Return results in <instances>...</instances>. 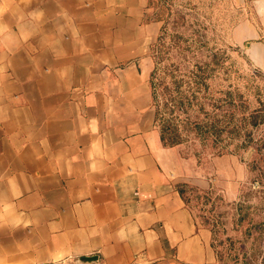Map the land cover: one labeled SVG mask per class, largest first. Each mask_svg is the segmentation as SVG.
I'll list each match as a JSON object with an SVG mask.
<instances>
[{"label": "crops", "instance_id": "0c3cea01", "mask_svg": "<svg viewBox=\"0 0 264 264\" xmlns=\"http://www.w3.org/2000/svg\"><path fill=\"white\" fill-rule=\"evenodd\" d=\"M231 1L264 73V0ZM148 2L0 0V264H217L176 187L209 184L155 125Z\"/></svg>", "mask_w": 264, "mask_h": 264}, {"label": "rangeland", "instance_id": "374dc122", "mask_svg": "<svg viewBox=\"0 0 264 264\" xmlns=\"http://www.w3.org/2000/svg\"><path fill=\"white\" fill-rule=\"evenodd\" d=\"M244 18L231 0H149L145 16L157 27L148 50L158 91L154 108L162 109V89L171 74L188 75L208 65L205 85L188 91L174 115L205 128L231 119L223 144L191 132L177 145L181 156L195 163L203 185L209 184L176 187L211 230L217 264H264V73L230 37ZM162 114L168 116L166 110Z\"/></svg>", "mask_w": 264, "mask_h": 264}, {"label": "trees", "instance_id": "16d2710c", "mask_svg": "<svg viewBox=\"0 0 264 264\" xmlns=\"http://www.w3.org/2000/svg\"><path fill=\"white\" fill-rule=\"evenodd\" d=\"M210 72L208 65L206 67L197 66L194 70L190 71L183 76L170 75V85L164 87L162 91L166 93V97L162 99V109L156 110L154 103L158 99L157 87L154 83L155 70L151 71L149 78V89L151 95V104L155 110V125L158 124L160 140L165 147H175L187 141V138L191 132L197 133V136H202L203 132L207 136H212L213 144H221L224 142L222 135L225 133H231L230 129H226V126L231 127V119L227 118L221 127H217V120L209 123L208 126H204L202 122L191 121L188 118L181 119L176 117L175 111L177 110L180 100L184 98V95L189 92H199L201 86L205 85L207 76L203 73ZM212 71V70H211ZM166 110L168 116L162 114V111ZM204 129V131H203ZM223 144V143H222Z\"/></svg>", "mask_w": 264, "mask_h": 264}, {"label": "water", "instance_id": "95a60500", "mask_svg": "<svg viewBox=\"0 0 264 264\" xmlns=\"http://www.w3.org/2000/svg\"><path fill=\"white\" fill-rule=\"evenodd\" d=\"M97 259H98V258H97L96 256H94V257H88V258L84 257V258H81L79 262H80V263L96 262Z\"/></svg>", "mask_w": 264, "mask_h": 264}]
</instances>
